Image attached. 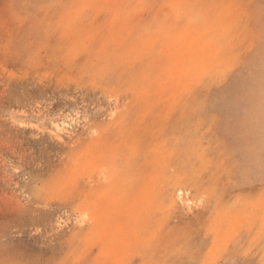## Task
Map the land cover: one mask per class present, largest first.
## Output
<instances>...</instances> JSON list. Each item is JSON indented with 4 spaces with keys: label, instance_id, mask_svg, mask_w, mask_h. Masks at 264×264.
<instances>
[{
    "label": "rangeland",
    "instance_id": "1",
    "mask_svg": "<svg viewBox=\"0 0 264 264\" xmlns=\"http://www.w3.org/2000/svg\"><path fill=\"white\" fill-rule=\"evenodd\" d=\"M257 97L264 0H0V264H264Z\"/></svg>",
    "mask_w": 264,
    "mask_h": 264
},
{
    "label": "crops",
    "instance_id": "2",
    "mask_svg": "<svg viewBox=\"0 0 264 264\" xmlns=\"http://www.w3.org/2000/svg\"><path fill=\"white\" fill-rule=\"evenodd\" d=\"M260 99H255L254 105H241L238 114L229 119L227 113L221 110V120L218 129L221 135L231 141L241 166L259 164L264 161V105L259 104ZM225 106V105H224ZM226 108V106H225ZM231 126V134L228 128ZM253 160V161H252ZM242 173V172H241ZM243 177H239L237 185L244 184Z\"/></svg>",
    "mask_w": 264,
    "mask_h": 264
}]
</instances>
